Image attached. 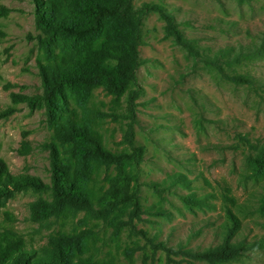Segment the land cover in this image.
<instances>
[{
    "label": "rangeland",
    "instance_id": "obj_1",
    "mask_svg": "<svg viewBox=\"0 0 264 264\" xmlns=\"http://www.w3.org/2000/svg\"><path fill=\"white\" fill-rule=\"evenodd\" d=\"M133 2L163 3L203 53L228 50L220 60L223 73L202 62L194 64L185 50L164 37L157 14L144 18L139 46L144 61L137 71L143 94L137 100L134 126V144L144 147V155L134 171L145 211L137 227L168 247L201 251L214 246L221 241L226 221L221 192L227 187L241 219L234 240L243 244L239 258L228 264H264V251L252 247L264 238V216L256 211L264 179L247 178L246 163L252 146L264 143V0ZM36 34L30 0H0V109L11 104L10 92H40ZM227 58L232 59L230 65ZM239 74L249 82L228 78ZM109 100L95 90L93 102L101 109L108 110ZM14 106L8 118L0 119V158L12 174L28 173L48 182V152L41 147L49 133L43 111H32L25 103ZM123 127V122L106 121L101 128L113 150L122 147ZM25 131L32 150L22 155L18 148ZM176 172L187 176L198 196L207 195L208 206L185 209L180 195L189 189L178 184L165 188L162 197L154 191L152 182L163 186ZM35 197L22 191L10 198L0 208V231L12 228L39 246L49 230L28 219V204ZM141 243L144 250L136 252L135 264H190L173 250L155 249L144 239ZM204 263L193 259V264Z\"/></svg>",
    "mask_w": 264,
    "mask_h": 264
},
{
    "label": "trees",
    "instance_id": "obj_2",
    "mask_svg": "<svg viewBox=\"0 0 264 264\" xmlns=\"http://www.w3.org/2000/svg\"><path fill=\"white\" fill-rule=\"evenodd\" d=\"M30 1L37 31L34 39L40 92H10L11 104L0 109V119L8 118L18 103H25L32 111H43L49 133L41 147L48 152L49 181L28 173L12 174L0 158V208L17 192L31 191L36 197L28 204V219L49 233L43 244L35 246L14 229L3 228L0 264H135L136 252L145 246L141 239L155 249L173 250L190 264L194 258L204 264L237 260L243 244L234 237L241 219L233 209L237 200L227 187L221 192L226 216L221 241L201 251L173 248L137 227L145 209L139 175L134 171L144 155V147L134 144L137 100L143 94L137 71L144 61L139 54L144 18L157 14L163 21L164 37L185 50L194 64L202 62L223 73L220 60L228 50L212 56L203 53L161 2ZM233 60L238 61L239 56ZM225 62L230 65L232 59ZM228 78L249 82L241 74ZM98 89L110 97L108 110L93 102ZM106 121L123 122L120 149L106 144L101 132ZM27 134L23 132L18 148L22 155L32 150ZM246 163L247 178L264 179V143L252 146ZM163 184L151 183L160 197L171 185L189 189L180 195L188 211L209 205L207 195L192 191L191 181L183 173L169 174ZM256 211L264 216V182ZM252 247L264 251V238Z\"/></svg>",
    "mask_w": 264,
    "mask_h": 264
}]
</instances>
